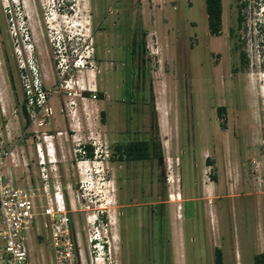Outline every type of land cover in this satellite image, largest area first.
Instances as JSON below:
<instances>
[{"label": "rangeland", "instance_id": "obj_1", "mask_svg": "<svg viewBox=\"0 0 264 264\" xmlns=\"http://www.w3.org/2000/svg\"><path fill=\"white\" fill-rule=\"evenodd\" d=\"M245 1L239 8L240 0H222V28L214 35L205 0H0V123L14 125L9 138L19 156L31 158L33 173L32 143L19 136L24 118L18 63L31 54L50 90V131H60L55 144L61 179L79 182L63 131L71 138L94 130L106 144L109 155L89 161L83 178L100 189L102 200H111L120 264H174L182 224L186 264H213L209 239L217 222L202 209L212 201L252 205L226 222L228 235L241 241L258 220L264 223V0ZM238 12L244 15L239 25ZM139 39L145 40L140 62ZM65 64L70 69L62 77ZM63 78H71L66 88ZM88 86L96 87V98L74 96L71 115L67 90ZM152 136L159 137L162 158L119 159L114 152L117 142ZM21 171L15 174L23 177ZM162 198L159 230L156 202ZM195 205L200 210L194 212ZM219 235L232 251L227 235ZM28 240L32 264L45 261L47 236L36 240L32 230ZM243 261L255 264L252 257Z\"/></svg>", "mask_w": 264, "mask_h": 264}, {"label": "built area", "instance_id": "obj_2", "mask_svg": "<svg viewBox=\"0 0 264 264\" xmlns=\"http://www.w3.org/2000/svg\"><path fill=\"white\" fill-rule=\"evenodd\" d=\"M259 14L264 22L263 7ZM33 58L30 54L18 63L23 86L21 103L26 112L22 113L24 124L19 136L26 135L32 143L36 166L33 173L31 158L24 153L19 156L0 123V264H32L28 240L32 230L36 240L43 234L48 239L47 259L40 264H120L116 254L119 232L116 217L110 212L111 200H102L100 189H94L83 178L89 161L100 162L109 155L106 144L94 130L86 136L71 133V138L63 131L64 138L72 143L69 154L75 160L79 182L73 185L61 179L55 144L60 131H50L54 115L50 90L44 86ZM75 64L83 65L85 61ZM69 69L65 64L61 76ZM63 79L66 88L71 78ZM85 88L93 92L87 95ZM84 89L67 90L65 107L71 115L77 105L74 96L81 100L96 98L95 86ZM18 168L23 177L15 174ZM40 225L46 232L41 233Z\"/></svg>", "mask_w": 264, "mask_h": 264}, {"label": "crops", "instance_id": "obj_3", "mask_svg": "<svg viewBox=\"0 0 264 264\" xmlns=\"http://www.w3.org/2000/svg\"><path fill=\"white\" fill-rule=\"evenodd\" d=\"M3 125L4 128L2 127V130L7 131L10 136V134H12L13 131L11 127L13 128L14 125L13 126L11 125L10 120L8 122H5ZM76 125L77 124L74 123V121H71L69 123V126H71V128L73 127V129L76 128ZM74 133L78 134V132H74ZM251 206L252 205L247 203L244 205H239L238 207L237 205H233V204L226 205L221 202L217 203L215 201L203 204L202 209L203 212H205L204 214L208 215L209 218H214L217 222V224L214 225V230L212 231L211 229V234L213 233L212 234L213 236H210L209 242L212 246H214L215 249L219 248L221 250L222 264H244L243 258L246 257V259L249 260L252 257L254 260V257L257 253L260 252L264 253V223L261 220L260 221L258 220V223H256L257 225L254 231L255 235H253L254 233L248 231V236L243 241L240 240L238 235L235 236L234 233H232L233 234L232 236V235H228L227 233V226H226L227 219H229V222L230 220L232 221L233 218L237 217L238 210L240 211L244 210L245 212L248 211ZM181 209L186 210L185 206L180 204V207H178V210H180V214H178L179 216H183V214L181 213ZM255 209L260 210L261 209L260 204L258 205L256 204ZM193 210L195 212L197 210H200V208L195 205L193 207ZM189 215H191V213H189ZM197 216H200V214H198ZM246 229H248L247 226ZM184 231H185L184 225L183 224L179 225L178 233L180 235V238L175 239L176 252L173 256L174 264L187 263L189 252H187L186 239L183 237ZM219 233H223L227 235L228 240L232 242V247H231L232 251H229L228 249L224 248V246H226L227 244H224L225 239H223L222 238L223 236L219 235ZM46 259L47 257H45L44 260ZM213 264H215V262H213Z\"/></svg>", "mask_w": 264, "mask_h": 264}, {"label": "trees", "instance_id": "obj_4", "mask_svg": "<svg viewBox=\"0 0 264 264\" xmlns=\"http://www.w3.org/2000/svg\"><path fill=\"white\" fill-rule=\"evenodd\" d=\"M246 4L245 0H240L239 8H242ZM222 0H205V10L207 13L208 28L211 34L217 35L222 28ZM244 20V15L240 12L237 14V24L239 25ZM230 32H234V28H230ZM245 52L240 50V59L245 60ZM87 92V91H86ZM22 113L25 114V108L21 103ZM223 109V107H221ZM221 110V109H220ZM114 152H117L119 159H144L150 152L158 154L161 152L159 137L156 138L152 146L149 145V141L146 138H134L125 142H117L114 145ZM159 149V151H158ZM214 262L215 264H222V254L219 248L214 250ZM255 264H264V253H257L254 257Z\"/></svg>", "mask_w": 264, "mask_h": 264}, {"label": "flooded vegetation", "instance_id": "obj_5", "mask_svg": "<svg viewBox=\"0 0 264 264\" xmlns=\"http://www.w3.org/2000/svg\"><path fill=\"white\" fill-rule=\"evenodd\" d=\"M206 16H207V13H206ZM207 25H208V22H207ZM208 32L210 33V31H209V28H208ZM211 34V33H210ZM140 41H139V43H138V46H139V48H138V57H139V62H140V57H141V53L140 52H143V50H144V45H145V40L144 39H139ZM139 66V65H138ZM137 70L140 72L139 74L141 75V76H143V69L139 66L138 68H137ZM221 107H223V106H221ZM221 107H219L221 110H223ZM224 108V107H223ZM219 113V112H218ZM156 138L157 137H149V138H146L148 141H149V145L150 146H152L153 145V143L155 142V140H156ZM158 151H159V149H158ZM155 158H162V156H161V152L160 153H158L157 155L156 154H154L153 152H150V154L146 157V158H144V159H150V160H153V159H155ZM158 173V175H157V177H156V181H155V186H156V189H157V191H156V193L157 194H160L161 195V193H163L164 192V190H165V188H164V184L161 182L162 181V173L163 172H160V171H158L157 172ZM162 200H163V198L162 199H159L157 202H156V206H157V217H158V220H157V224H158V229L160 230V229H162V220H163V218H162Z\"/></svg>", "mask_w": 264, "mask_h": 264}]
</instances>
